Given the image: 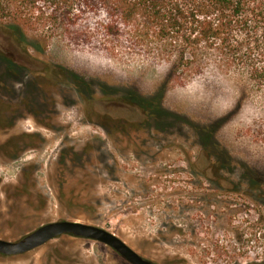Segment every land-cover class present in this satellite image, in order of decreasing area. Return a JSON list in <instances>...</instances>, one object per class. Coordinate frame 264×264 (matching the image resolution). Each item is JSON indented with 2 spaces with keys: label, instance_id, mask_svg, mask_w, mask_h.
Returning a JSON list of instances; mask_svg holds the SVG:
<instances>
[{
  "label": "rangeland",
  "instance_id": "obj_1",
  "mask_svg": "<svg viewBox=\"0 0 264 264\" xmlns=\"http://www.w3.org/2000/svg\"><path fill=\"white\" fill-rule=\"evenodd\" d=\"M31 56L72 80L0 68V239L67 220L101 227L156 264H264V90L238 107V78L209 72L166 87L159 112L144 116L121 100L154 96L167 66L60 39ZM0 264L128 263L66 236Z\"/></svg>",
  "mask_w": 264,
  "mask_h": 264
},
{
  "label": "trees",
  "instance_id": "obj_2",
  "mask_svg": "<svg viewBox=\"0 0 264 264\" xmlns=\"http://www.w3.org/2000/svg\"><path fill=\"white\" fill-rule=\"evenodd\" d=\"M55 39L112 58L167 66L168 78L154 96L132 92L121 100L153 110L150 115L159 112L166 87L209 72L238 78V107L250 89L264 90V0H0L5 77L35 68L61 76L63 84L72 80L63 67L29 61L32 49L46 53ZM73 77L77 87L85 86Z\"/></svg>",
  "mask_w": 264,
  "mask_h": 264
},
{
  "label": "water",
  "instance_id": "obj_3",
  "mask_svg": "<svg viewBox=\"0 0 264 264\" xmlns=\"http://www.w3.org/2000/svg\"><path fill=\"white\" fill-rule=\"evenodd\" d=\"M61 236H72L101 243L115 250L131 264H156L140 256L115 234L97 226L72 221L44 225L16 242L0 239V255L21 256Z\"/></svg>",
  "mask_w": 264,
  "mask_h": 264
},
{
  "label": "flooded vegetation",
  "instance_id": "obj_4",
  "mask_svg": "<svg viewBox=\"0 0 264 264\" xmlns=\"http://www.w3.org/2000/svg\"><path fill=\"white\" fill-rule=\"evenodd\" d=\"M13 76H22V74H20V75H17V74H15V75H11V77H13ZM127 104H129V106L131 105H133V106H135V107H139L138 109L137 108H135V109H137V110H139V111H141V113H143V115L145 116V115H147V114H149V110H151V109H149V108H147V107H141V106H139V105H136V104H130V103H127ZM127 124H133V123H131V122H129V121H127ZM64 221H67V220H64ZM73 222V221H72ZM80 223V222H79ZM83 224H85V223H83ZM89 225V224H88ZM94 226V225H93ZM98 227V226H97ZM101 228V227H100ZM37 230V229H36ZM34 232V231H33ZM62 237H66V236H61V237H59V238H57V239H55V240H58V239H61ZM69 237H72V236H69ZM72 238H75V237H72ZM78 239H81V238H78ZM84 240H86V239H84ZM52 241H54V240H52ZM52 241H50V242H52ZM50 242H48L47 244H49ZM47 244H45V245H47ZM44 245V246H45ZM106 246V245H105ZM108 247V246H107ZM110 248V247H109ZM110 249H112V248H110ZM113 250V249H112ZM114 252H116L115 250H113ZM117 253V252H116ZM118 255H119V253H117ZM1 256H3V255H1ZM119 256H121V255H119ZM141 256V255H140ZM6 257V256H5ZM122 257V256H121ZM144 258V257H143ZM124 259V258H123ZM146 259V258H145ZM125 260V259H124ZM148 260V259H147ZM128 264H131V263H129L127 260H125Z\"/></svg>",
  "mask_w": 264,
  "mask_h": 264
}]
</instances>
